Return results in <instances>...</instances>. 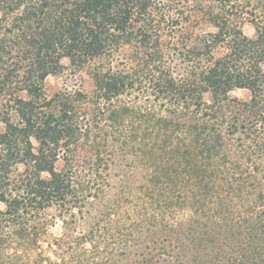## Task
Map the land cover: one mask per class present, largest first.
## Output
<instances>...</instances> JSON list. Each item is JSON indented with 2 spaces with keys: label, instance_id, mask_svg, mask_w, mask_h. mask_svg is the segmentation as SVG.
<instances>
[{
  "label": "trees",
  "instance_id": "obj_1",
  "mask_svg": "<svg viewBox=\"0 0 264 264\" xmlns=\"http://www.w3.org/2000/svg\"><path fill=\"white\" fill-rule=\"evenodd\" d=\"M197 15L214 32L185 35ZM244 20L252 39L240 30ZM63 60L71 82L48 97L43 81L65 70ZM235 90L248 99L231 98ZM0 123V264L46 262L42 239L55 218L65 230L107 222L74 237L93 246L139 207L141 178L155 203L142 222L171 232L160 240L169 264H205L209 253L213 264H264V171L256 182L259 166L243 170L251 158L231 149L244 133L264 162V0H0ZM110 168L125 179L112 183ZM241 169L254 176V199L215 214L228 201L208 191L225 176L226 195H239L253 183ZM52 209L57 215L47 216ZM209 226L218 234L206 241ZM140 227H122L114 257L144 239ZM63 238L48 246L73 249Z\"/></svg>",
  "mask_w": 264,
  "mask_h": 264
},
{
  "label": "rangeland",
  "instance_id": "obj_2",
  "mask_svg": "<svg viewBox=\"0 0 264 264\" xmlns=\"http://www.w3.org/2000/svg\"><path fill=\"white\" fill-rule=\"evenodd\" d=\"M197 16L189 18V23L185 25L186 26L185 31H184L185 35L190 34L191 36L194 37V36H200V35L206 34L208 32H214L213 27H211L210 25L204 24V22L202 21L203 19L201 17H199V16L197 17ZM240 30L242 31L243 35L249 39H252L255 35V32H254L252 25L249 24V22L246 20L241 21ZM191 40H192V38H191ZM63 65L65 67V70H63L62 73H59L56 75H50L44 79L43 90H44V93L46 96H48V97L52 96L55 92L62 89L65 86V84H68L72 74L69 71L68 62L66 60H63ZM81 76H84L85 80L88 81V79H87L88 73L83 72L81 74ZM70 82H71V80H70ZM229 96L231 98H235L237 100H246L249 97V92L246 90H235V91L231 92ZM1 130H2V124L0 123V131ZM244 137H246L244 133H241V134L238 133L237 135L233 136L232 137L233 139H231V144H232L231 149L235 150L234 152L236 153V155L243 154V156H245V158H249V157L251 158V161L249 163H246L244 160L241 161L243 170H245L246 167L251 169L252 164H257L259 166V171H254V173L256 176V182L258 181V183H261L262 180L260 179L259 175L263 174L262 172L264 171V162H262L261 160L255 159V157L253 156L252 148H250V146H253V144H251L248 139H244ZM237 138H240L243 140V142H245V143H242L243 147H239L237 145L238 144V142H236L238 140ZM262 140H264V137L262 138ZM56 168H57V170L62 169V162H57ZM121 168H119V169L110 168L109 169L108 173H110V176H111L110 179H111L112 183H113V181L120 183L121 179L122 180L125 179V178L113 177L114 174H116L118 176H120L122 174L120 172ZM242 169L240 170V174L242 173ZM139 170H141V169H139ZM220 173L225 174V170H222ZM139 174H141V176H144L145 175L144 170L138 171L137 175H139ZM243 175L244 176L245 175L251 176L253 183H248V184H250V186H248L246 189H243L244 191L242 193H239V195H237L234 192H231V194L226 195L225 190L223 188V178L225 176H222V177L217 179L218 184H219L217 189L215 188V190H213V191H211V190L208 191L209 194L217 193L218 194L217 195L218 200L220 199V200H222V202L224 200H225V202L228 201L226 204H223L221 206V208L219 207V210L216 211L215 214L221 215L222 212H226L227 210H230V213L233 211L235 212L237 210V208L231 207L229 205V204H231L233 206L234 202H236L237 205L240 207H242V206L248 207L250 205V203L254 199V196H253V194H254L253 190L255 189V187H254L255 182L253 181L254 176H252L250 174H243ZM139 185L144 187V188L143 189L139 188V190L138 189L133 190L134 198L135 199L139 198V200H140L139 203H137V206H139V207L136 208L135 205H133L129 208L127 214L124 215V218H121L119 220L121 227L118 228V230L116 229L115 231H108L105 233L100 232L101 234H97V235H100V238L94 240V244L97 245L96 250L94 249V244H92L93 246H91L90 244H83V245H80L78 243L76 244L74 237L85 233V231H88L91 228L96 229L98 227V228H100V230H102L103 228H106L107 222L100 221V220L98 221L97 219H91L90 218V219L84 220L83 222L77 221L76 224L69 225L67 227V229L65 230L62 226L61 221L58 218H55L53 220V223L48 227L44 239H42V241H43L41 244L42 260L44 259L46 261L43 264H61V262L62 263L64 262L63 264H66V263H69V264H87V262H90L91 264H107V263L109 264L110 259L112 261L113 260L116 261L117 262L116 264H169V263H172L174 261V258L171 259V258H168L166 255H164V253L162 251L163 249L160 245V240H162L165 236L170 237L171 232L164 231L162 227H160L159 225L157 226L156 220L154 221V223L150 220V224H149V225H151L150 227L148 226L147 223L142 222L143 220H145L144 216H147L146 208H148L149 205H153V207H154L155 203H150L153 201L148 200L149 196H151L148 193L149 190L151 189V186L147 187V183L142 178L139 179L138 182H136V184L134 185V188H138ZM120 186H123V185H120ZM226 187H228V186H226ZM119 190L120 189H118V191ZM263 192H264V188H263ZM206 193L207 192H205V194ZM109 194H112V195L117 194V190L111 191V192H109ZM138 194H140V196H138ZM143 194H149V195H147L148 198H146L147 196L143 197ZM152 198H153V200H156V199L162 200V198L159 197V195L157 196L156 194L153 195ZM191 201L192 200H188L187 201L188 204H190ZM218 202H220V201H218ZM141 204H144V205H141ZM206 207L207 206H205V209H206ZM137 212L141 215L142 214H144V215H142L141 217H139V216L137 217L136 216ZM57 213H58V211H56L55 209H52V210H49L47 212V216H50V215L56 216ZM185 214L187 215L188 212ZM166 215H168V213H165V216ZM186 215L183 218H186ZM133 216H136V219L132 220ZM48 218H50V217H48ZM67 219L69 220V218H67ZM97 222H99V223H97ZM132 222L137 223V226L143 227V228L142 227L137 228L136 230L142 232L141 233L142 234L141 239L142 238H144V239L141 240L137 244L133 243V242H129V244H126V246H127L126 252L127 253L125 254V256H123V257L120 256L119 258H116V257H114V255L119 253V249L117 248V246H119V244L121 243V241L118 238H120V239L124 238L123 236H119V235L124 234V232H125V230L122 231V227L127 226L128 224H131ZM181 228L183 229V226ZM208 228H209V231H207L208 235L202 236V239H206V241L211 240L212 236L214 237V235H212V234H216V236L218 234V231L215 228H213L212 226H209ZM62 234H64L65 237L68 236V238H63L65 241L63 248H65L67 246V244L72 243L71 246H73V249L69 250L68 252L67 251L63 252V250L57 251L54 246H51V248L48 246V243H51L52 240H54L55 238L59 239L60 235H62ZM217 239H218L217 243L214 244V251L220 250L221 239L220 238H217ZM187 240H188L187 238L184 239L183 245L185 247H187V249L191 252L192 251V245L190 243L188 244ZM57 254H59V255L56 257ZM175 256H176V253L173 255V257H175ZM212 256H213V254H210V253L206 255L205 264H213L211 261ZM33 258H35V257L33 256L32 260H33ZM37 259H39V258L37 257ZM47 259H49L50 261ZM222 264H227V263L225 260H223Z\"/></svg>",
  "mask_w": 264,
  "mask_h": 264
}]
</instances>
